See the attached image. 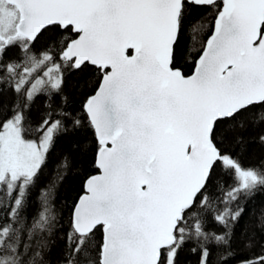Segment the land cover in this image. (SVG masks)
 I'll use <instances>...</instances> for the list:
<instances>
[{"label":"snow or ice","instance_id":"1","mask_svg":"<svg viewBox=\"0 0 264 264\" xmlns=\"http://www.w3.org/2000/svg\"><path fill=\"white\" fill-rule=\"evenodd\" d=\"M0 264H264V0H0Z\"/></svg>","mask_w":264,"mask_h":264},{"label":"trees","instance_id":"2","mask_svg":"<svg viewBox=\"0 0 264 264\" xmlns=\"http://www.w3.org/2000/svg\"><path fill=\"white\" fill-rule=\"evenodd\" d=\"M75 81H72L71 84L74 85ZM71 91V87H70ZM65 145H61V149ZM77 168L73 171L71 175L64 180L62 186L59 188V205L58 207L64 208L65 205L71 206L76 197L80 194V188L82 180L87 172L91 171V157L90 155H80L77 157ZM47 176V173L45 174ZM55 179V174H53Z\"/></svg>","mask_w":264,"mask_h":264}]
</instances>
